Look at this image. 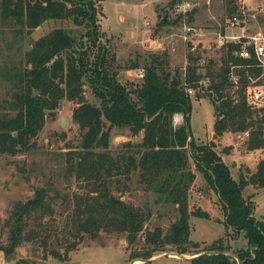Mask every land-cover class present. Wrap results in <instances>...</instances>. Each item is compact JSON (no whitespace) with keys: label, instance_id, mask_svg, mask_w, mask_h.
<instances>
[{"label":"trees","instance_id":"trees-1","mask_svg":"<svg viewBox=\"0 0 264 264\" xmlns=\"http://www.w3.org/2000/svg\"><path fill=\"white\" fill-rule=\"evenodd\" d=\"M105 0H0V34L7 23L14 22L28 32L46 20L70 19L83 31L58 27L32 43L24 59L3 72L9 82V97L0 103V155H17L30 151L35 138L45 125L48 113L54 114L63 99L76 101L73 120L82 133L78 150H69L67 170L70 175L85 182L89 196H77L65 228L74 240L64 251L50 249L59 259L69 253L88 235L97 238L101 231L127 233L129 245L137 242L145 229L150 213L115 196L110 180L118 177L131 179L136 172L144 186L158 194L159 202L177 206L179 217L164 234L161 227L147 231L141 251L131 252L133 259H149L166 253L165 245H174L177 254H200L190 264H264V219L255 215L256 204L244 188L253 185L264 188V156L249 176L232 175L229 165L215 147V142H198L191 130L193 88L198 96L210 98L215 111L214 131L218 137L226 132H237L247 137L248 149L264 153V107L248 101V73L262 72L253 46L251 58L236 55L245 37L239 42H228L218 56L202 61L197 52L188 55L186 66L172 68L167 52H152L141 67L139 62L127 69H144L141 80L123 83L121 65L110 45L104 40L101 27V5ZM232 17L241 14L236 0H227ZM189 11V21L195 19ZM176 19L160 20L159 25L178 24ZM239 77L235 85L230 77ZM89 85L100 100L94 104L85 98ZM202 90L201 94L198 93ZM182 114L183 122L175 125L174 116ZM114 128H128L132 135L143 133L138 144L126 143L127 151L113 155L110 150ZM202 173L218 195L224 210L223 223L235 234H244L247 246L231 250L228 238H219L208 245L190 239L192 216L210 218L206 210L190 209V190L196 180V171ZM48 190L36 191L32 203L18 204L11 216L8 244L0 245L6 258L10 257L24 240L42 237L46 245L53 236L46 224L34 226L32 214L51 212L46 201ZM214 252L203 254L204 252ZM8 264V263H7Z\"/></svg>","mask_w":264,"mask_h":264},{"label":"rangeland","instance_id":"rangeland-1","mask_svg":"<svg viewBox=\"0 0 264 264\" xmlns=\"http://www.w3.org/2000/svg\"><path fill=\"white\" fill-rule=\"evenodd\" d=\"M177 0H105L101 5V27L105 32L104 40L116 54L121 65L120 80L123 83L138 81V69H127L128 65L139 62L142 67L152 52H167L172 68L185 67L188 55L199 53L205 62L209 58L218 56L220 44L217 33L221 30L229 34H243L241 28L227 29L231 18L227 10V0H189L194 5V14L200 23L194 19L189 21V14L181 16L178 24L160 26L167 11L168 19H176L179 14L174 10ZM245 15V35H264V0H236ZM184 21L195 24L204 30V36L197 38L195 43L186 42L182 37ZM64 27L74 34L83 31L72 20H46L42 25L28 32L14 22L7 23L0 34V103L9 97V82L3 72L24 59L25 53L32 43L54 28ZM248 39V37H245ZM193 44L196 47L193 48ZM202 90L198 93L201 94ZM191 130L194 138L200 143L214 141L217 151L229 165L232 175L239 179L241 173L249 176L256 170L260 154L248 149L247 137L237 132H226L218 137L214 131L215 111L209 97L196 93L192 95ZM87 101L99 104L100 100L93 93L91 87L85 86ZM76 101L63 99L54 114L48 113L44 127L35 138L34 147L27 152L17 155H0V245L8 244L11 216L18 204L33 201L36 191L45 187L48 190L46 201L52 211L43 213L34 211L31 218L34 226L40 221L52 231V238L45 248L42 237L34 240H24L16 251L8 258L0 250V264H129L131 252L141 251L147 245L145 236L147 231L161 227L164 234L171 224L179 217L177 206L171 203L159 202L158 194L147 189L140 182L139 173L131 179L125 177L113 178L110 189L115 196H122L130 204L150 213L145 229L140 233L137 242L129 245L127 233L101 231L97 238L86 236L77 249L70 252L65 259L54 257L50 249L61 252L74 240L73 235L65 228L66 220L71 216L77 196H89L88 186L69 174L67 170L69 150H78L82 142V133L78 124L73 120V111L77 107ZM183 122L182 114H179ZM66 124L62 125V120ZM143 139V133L132 135L128 128H114L111 132L110 150L113 155L127 151L126 143L138 144ZM192 168L196 171L194 163ZM196 180L190 190V209L192 211L206 210L210 218L192 216L190 219L192 230L190 239L208 245L219 238H228L226 244L231 250L247 246L244 234L238 235L227 229L224 220V210L218 195L205 180L202 173L196 171ZM244 195L251 196L256 204L255 215L264 219V188L247 185ZM167 254L155 262H141L142 264H190L182 260L197 254H178L184 257L168 256L177 254L172 249L174 245H165ZM179 257V258H178ZM182 258V259H180ZM137 260V259H135Z\"/></svg>","mask_w":264,"mask_h":264},{"label":"built area","instance_id":"built-area-1","mask_svg":"<svg viewBox=\"0 0 264 264\" xmlns=\"http://www.w3.org/2000/svg\"><path fill=\"white\" fill-rule=\"evenodd\" d=\"M194 9V5L189 0H177L174 4V10L178 14L186 16V14ZM245 15L236 14L232 16L227 24V29H233L237 27L244 28L243 34H229L223 30L217 33V41L221 47L225 46L228 42H239L243 37H248V39L243 43L242 47L235 53L237 56L242 58H251L253 53L250 51L249 46H253L256 59L258 60V66L262 67V72L255 76L248 73V86H247V96L248 101L257 107H264V35H250L246 36L245 33ZM204 30L198 28L195 24L184 21L183 23V34L182 37L186 42L195 43L197 38H202L204 36ZM196 44H193V48ZM137 77L141 80L144 77V69L139 68ZM231 79L235 85L239 84V77L231 72ZM188 94L195 95L197 91L193 88L187 89ZM176 123L180 121L179 114L174 116Z\"/></svg>","mask_w":264,"mask_h":264},{"label":"water","instance_id":"water-1","mask_svg":"<svg viewBox=\"0 0 264 264\" xmlns=\"http://www.w3.org/2000/svg\"><path fill=\"white\" fill-rule=\"evenodd\" d=\"M168 15H169V12L167 11L166 15H165L164 18H163V21L168 20ZM65 124H66V122H65V120L63 119V120H62V125H65ZM122 199H123V198H122ZM29 203H31V200L29 201ZM210 253H214V252L206 251V252H204L203 254H210ZM227 253H228V254H231V255H233V256H235V257L238 259V264H243V261H242L241 259H239L235 253H233V252H227ZM175 255L180 256V257H184V256H182V255H178V254H175ZM199 255H200V254H197V255H195V256H193V257H191V258H185V257H184V259H188V260H190V259H192V258H194V257H196V256H199ZM137 260H140V261H142V262H151V261H153L154 259H153V258H149V259H137Z\"/></svg>","mask_w":264,"mask_h":264},{"label":"crops","instance_id":"crops-1","mask_svg":"<svg viewBox=\"0 0 264 264\" xmlns=\"http://www.w3.org/2000/svg\"><path fill=\"white\" fill-rule=\"evenodd\" d=\"M195 19H196L197 22L200 23V20L197 18L196 15H195ZM200 24H201V23H200ZM239 28H241V27H239ZM241 30L243 31L244 28H241ZM245 30H246V28H245ZM253 152L259 153L261 158L264 156V153H263V151H262L261 149H260V150H254ZM165 255H167V254L162 253V254H159V255H155V256L152 257V258L154 259L153 261L155 262L157 259H159V258H161V257H163V256H165ZM168 256L177 257V255H174V254H171V255L169 254ZM178 258H179V257H178ZM180 259H182V258H180ZM182 260H185V261H188V262H189L188 259H182ZM141 262H142V261H140V260H135V259H133L129 264H142ZM151 262H152V261H151Z\"/></svg>","mask_w":264,"mask_h":264}]
</instances>
